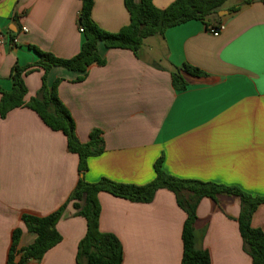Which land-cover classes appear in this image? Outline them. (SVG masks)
Wrapping results in <instances>:
<instances>
[{
  "label": "crops",
  "instance_id": "crops-1",
  "mask_svg": "<svg viewBox=\"0 0 264 264\" xmlns=\"http://www.w3.org/2000/svg\"><path fill=\"white\" fill-rule=\"evenodd\" d=\"M174 1L152 0L158 9ZM81 6L82 0H0L3 90L11 88L14 64L37 61L30 47L62 59L79 52L84 40L77 24ZM227 9L218 13L223 29L217 36L192 20L146 38L137 56L99 44L105 64L91 66L82 81H75L81 73L63 67L47 72L48 86L61 80L58 97L73 118L79 141L87 142L94 129L102 132L103 152L87 160V183L106 178L145 185L154 179V163L162 157L163 171L177 179L264 196V3L254 1L236 14ZM91 19L110 33L129 24L123 0H93ZM183 64L206 76L183 74L187 86L176 91L171 72ZM42 76L35 69L24 77L26 102L37 95ZM78 162L67 150L66 137L47 128L35 112L16 108L0 118V264H7L15 229L21 230L18 249L34 241L22 215L43 217L65 203L79 179ZM97 199L99 230L119 240L121 264H181L186 214L172 192L160 189L150 203L106 192ZM239 212L236 196L200 200L195 231L210 264H251L238 229ZM251 226L264 233V204ZM56 229L61 241L39 262L28 264H76L85 219L68 204Z\"/></svg>",
  "mask_w": 264,
  "mask_h": 264
},
{
  "label": "trees",
  "instance_id": "trees-1",
  "mask_svg": "<svg viewBox=\"0 0 264 264\" xmlns=\"http://www.w3.org/2000/svg\"><path fill=\"white\" fill-rule=\"evenodd\" d=\"M227 0H175L168 7L158 9L152 0H123L129 14V24L116 33L107 32L98 27L91 19L93 0H82L77 24L83 28V43L79 52L68 59L30 47L38 56L37 61L29 66L14 64L10 70L11 88L6 91L0 87V118L16 108H27L37 114L43 124L52 131L61 132L66 137L67 150L78 156L79 179L65 203L53 213L37 217L22 215V222L28 233L35 236L34 241L24 249H18L21 230L12 232L7 264H28L39 262L44 254L61 241L56 225L68 204H71L77 216L86 222V232L77 246L76 264H121L123 251L119 240L111 233L99 230L100 206L97 196L106 192L114 197L133 203H150L156 191L166 189L173 193L176 203L185 214L182 226L181 264H210L207 251L198 246L199 238L195 231L196 208L202 198L216 199L219 194L236 196L240 201L237 218L238 229L243 241L244 252L251 258V264H264V233L260 228L251 226V219L257 208L264 204V196H252L237 187L224 186L212 182L177 179L166 174L162 169V157L154 163V179L142 186L116 183L101 178L96 183H87L83 175L87 171V160L103 152L102 132L94 129L89 133L88 141H79L75 123L70 112L58 97L57 79L51 86L46 83V74L52 67H63L79 72L76 82L82 81L91 66H103L105 60L98 54V45L106 48L125 49L138 55L143 41L152 36H162L172 27L196 20L206 28L219 25L218 13ZM254 1L244 0L242 4L228 8L230 14H236L243 6ZM35 69L43 71L41 87L35 97L25 101L27 89L24 77ZM203 77L206 73L188 64L171 72L172 87L176 91L185 90L187 83L183 77Z\"/></svg>",
  "mask_w": 264,
  "mask_h": 264
},
{
  "label": "built area",
  "instance_id": "built-area-1",
  "mask_svg": "<svg viewBox=\"0 0 264 264\" xmlns=\"http://www.w3.org/2000/svg\"><path fill=\"white\" fill-rule=\"evenodd\" d=\"M223 29V26L222 25H219V26H214V25H211L207 28V31L213 35V36H217L219 34V32ZM22 31H26L25 28L22 29ZM79 31L82 33L83 32V28L79 26Z\"/></svg>",
  "mask_w": 264,
  "mask_h": 264
},
{
  "label": "rangeland",
  "instance_id": "rangeland-1",
  "mask_svg": "<svg viewBox=\"0 0 264 264\" xmlns=\"http://www.w3.org/2000/svg\"><path fill=\"white\" fill-rule=\"evenodd\" d=\"M239 0H227L224 5H223V9H227L235 4H237Z\"/></svg>",
  "mask_w": 264,
  "mask_h": 264
},
{
  "label": "water",
  "instance_id": "water-1",
  "mask_svg": "<svg viewBox=\"0 0 264 264\" xmlns=\"http://www.w3.org/2000/svg\"><path fill=\"white\" fill-rule=\"evenodd\" d=\"M222 12L226 13V11H222Z\"/></svg>",
  "mask_w": 264,
  "mask_h": 264
}]
</instances>
